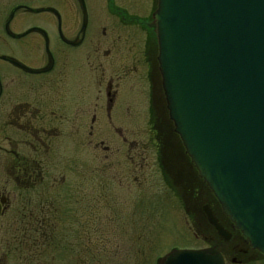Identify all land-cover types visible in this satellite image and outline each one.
Listing matches in <instances>:
<instances>
[{"label": "rangeland", "instance_id": "1", "mask_svg": "<svg viewBox=\"0 0 264 264\" xmlns=\"http://www.w3.org/2000/svg\"><path fill=\"white\" fill-rule=\"evenodd\" d=\"M89 1L100 6L91 7V21L111 33L108 40L103 41L101 34L94 39V48L101 53L118 43L113 53H119L126 65L128 52L135 53L132 57L139 67L141 112L138 106L130 112L116 110L114 122L127 127L141 121L140 125L136 130L123 129L122 137L114 135L98 89H93L87 121L78 119L76 133L62 124L60 138L48 142L47 178L37 188L17 183L16 174L12 177L8 171L12 157L5 151L10 146L0 137L4 149L0 151V194L12 195V206L0 219V264H32L23 257L25 250L29 257L39 254L42 264H160L171 252L206 248V239L213 235L196 211L209 204L219 214L218 202L195 179L181 177V168L171 169L173 153L168 147L164 162L159 156L161 137L149 122V89L140 59L146 37L143 26L153 21L157 0H113L115 8L126 11L127 21L135 20L129 26L121 24L122 16L113 8L107 13L108 0ZM120 73L125 76L122 69ZM139 113L141 120H137ZM0 127L4 137L9 134L4 124ZM20 152L31 150L26 146ZM182 181L189 183L188 189L181 187ZM55 216L56 245L36 252L30 242L48 231ZM243 264H264V257H250Z\"/></svg>", "mask_w": 264, "mask_h": 264}, {"label": "flooded vegetation", "instance_id": "2", "mask_svg": "<svg viewBox=\"0 0 264 264\" xmlns=\"http://www.w3.org/2000/svg\"><path fill=\"white\" fill-rule=\"evenodd\" d=\"M84 2L87 22L81 0H0V124L9 130L4 137V128L0 127V137L10 146V150L5 149L7 155L12 157L8 171L13 174L12 177L16 174L17 183L29 188H37L45 183L47 177L44 172L48 166L44 160L50 151L48 142L60 138L61 125L71 126L72 132L76 133L78 119L87 121L93 109V89H98L101 105L106 108V117L113 126L114 135L122 137L123 129L130 127L136 130L141 122L127 127L114 122L116 110L128 108L130 112L133 106H138L141 112L142 98L138 90L141 91L142 84L140 79L136 80L139 67H136L132 57L135 53L128 52L129 57L125 56L127 65L122 58H118L119 53H113L118 43L113 45V49L110 47L101 53L99 48H94V39L101 34L103 41L108 40L111 33L108 35L105 28L90 19L91 7L97 10L100 6L92 5L89 0ZM112 2L108 0L107 13L110 8L120 13L122 25L129 26L135 21H127L126 11L115 8ZM100 29L104 30L100 32ZM143 29L146 30V37L140 61L143 62L144 79L149 89V122L154 124V130L162 140L159 156L164 162L168 161L165 153L168 147L173 153L170 155L171 169L177 171L181 168V177H192L214 197L200 179L170 120L159 71L156 24L154 21L147 22ZM121 69L125 76L120 73ZM125 94L127 97L124 100ZM138 117L137 120H141L140 113ZM92 118L93 123L95 117ZM114 124L118 125L117 128ZM26 146L31 152L22 154L20 150ZM3 150L0 146V151ZM188 186L189 183L182 181V188L188 189ZM0 206L2 219L12 206V195L7 191L0 194ZM207 206L221 226L231 234L230 241L224 240L209 224L205 214ZM198 209L196 215L206 222L213 233L209 240L206 239V248L217 249L227 264H243L250 257H264L247 244L239 231L233 229L220 205L219 214L209 204Z\"/></svg>", "mask_w": 264, "mask_h": 264}, {"label": "water", "instance_id": "3", "mask_svg": "<svg viewBox=\"0 0 264 264\" xmlns=\"http://www.w3.org/2000/svg\"><path fill=\"white\" fill-rule=\"evenodd\" d=\"M153 19L174 131L233 229L264 255V0H158ZM205 214L230 241L209 206ZM161 264L226 261L211 248Z\"/></svg>", "mask_w": 264, "mask_h": 264}, {"label": "trees", "instance_id": "4", "mask_svg": "<svg viewBox=\"0 0 264 264\" xmlns=\"http://www.w3.org/2000/svg\"><path fill=\"white\" fill-rule=\"evenodd\" d=\"M51 221L52 225L51 227L48 228L47 232H44V234H40L41 236L38 235L37 238H35L34 241H31L30 244H32V247H34L36 249V252L39 251L40 249H42V247L47 246V247H52L53 245H56V232L55 230L57 229L58 225H57V217L55 216V218H52ZM46 229V228H45ZM27 252V253H26ZM29 251L25 250V253L23 255V257L25 258L26 261H30L32 264H36V262H38L39 260V254H37V256L29 257L28 254ZM23 254V253H22ZM37 264H42V262H38Z\"/></svg>", "mask_w": 264, "mask_h": 264}]
</instances>
